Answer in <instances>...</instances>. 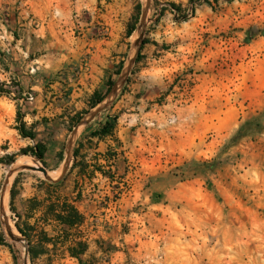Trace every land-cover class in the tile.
I'll list each match as a JSON object with an SVG mask.
<instances>
[{
	"label": "rangeland",
	"instance_id": "374dc122",
	"mask_svg": "<svg viewBox=\"0 0 264 264\" xmlns=\"http://www.w3.org/2000/svg\"><path fill=\"white\" fill-rule=\"evenodd\" d=\"M7 1L0 43L27 21L35 56L60 60L41 59L30 87L3 76L0 50V80L10 79L0 95V264H30L15 223L43 194L39 180L63 175V194L81 191L83 261L264 264V0H11L15 21ZM28 1L32 12L16 10ZM30 108L45 164L21 153L33 140L15 129L16 111L25 122ZM107 119L111 132L92 136ZM24 155L47 176L23 169ZM16 178L21 219L9 206Z\"/></svg>",
	"mask_w": 264,
	"mask_h": 264
},
{
	"label": "trees",
	"instance_id": "16d2710c",
	"mask_svg": "<svg viewBox=\"0 0 264 264\" xmlns=\"http://www.w3.org/2000/svg\"><path fill=\"white\" fill-rule=\"evenodd\" d=\"M138 50H141V47ZM9 93L7 88L0 86V95ZM101 100V97H99L92 104L95 105ZM113 126L114 123L107 119L91 135L106 136L111 132ZM15 129L23 138L31 140L36 138L32 126L25 124L23 114L19 110L16 111ZM45 151V145L39 141L21 149L22 154H28L42 164H45ZM77 151V149H74L73 154L76 155ZM8 162H12V158ZM63 180L64 175L58 180H49L47 182L39 180L37 188L43 194H35L26 200L27 205L25 207L24 221L21 223L22 226L18 222L15 223L16 230L26 240V250L30 264H37V260L44 255H46L48 260L46 264H49L52 261L51 258L58 254H61V256L68 254L71 257H75L78 259L79 264H93L83 261L81 258L88 247L79 229L85 221L84 214L76 205L81 199V191L78 190L75 196L63 194L60 190ZM16 182L17 178L10 188L9 206L16 214V217L21 219L22 215L16 211L13 205L16 195ZM30 219H33V221L29 222ZM48 226L50 230L47 229ZM2 243L3 238L0 236V244Z\"/></svg>",
	"mask_w": 264,
	"mask_h": 264
},
{
	"label": "crops",
	"instance_id": "0c3cea01",
	"mask_svg": "<svg viewBox=\"0 0 264 264\" xmlns=\"http://www.w3.org/2000/svg\"><path fill=\"white\" fill-rule=\"evenodd\" d=\"M12 3L14 2H12L11 0L7 1V8L12 9L13 21L17 19L20 20L21 17L19 16L18 12V14H15L14 16L13 8L15 7L12 5ZM33 7H35L33 2L28 1V4L27 2H24V5L22 2L20 6L16 7V10L18 8H22L20 13H30L32 12ZM7 15L10 19L11 12L7 13ZM21 25H25V27L21 28ZM17 29L22 30L23 33L14 43L11 41H7V43H0V50L5 49L8 54L5 59L6 68L4 69L5 71L3 73V76H8L11 74L12 76H17V78H21L23 82L25 81V79L28 78L29 82L27 81L26 85L30 84V87L38 86L39 79L36 77L35 74L31 73L36 71V69L40 68V60H43V58H45L46 61L49 60V63L57 65L56 63L60 60V58L57 57L55 58V60H51V58L49 59L48 55L45 53L36 57V51H40V47L38 46L40 41L38 37H36L34 29L30 26L27 21L21 22L20 25L17 26ZM8 39H10V37H8ZM1 45L3 46L1 47ZM38 112V110H33V108H30L29 112L26 111L24 113L25 124L27 126H32L36 136L37 126L35 119L37 117ZM36 141L38 140L35 138V140H33V143Z\"/></svg>",
	"mask_w": 264,
	"mask_h": 264
},
{
	"label": "water",
	"instance_id": "95a60500",
	"mask_svg": "<svg viewBox=\"0 0 264 264\" xmlns=\"http://www.w3.org/2000/svg\"><path fill=\"white\" fill-rule=\"evenodd\" d=\"M23 169H26V170H29V171H34V172H40V173H42L43 175H45V176H47V170H46V168L43 166V165H40V166H38V165H34V166H21Z\"/></svg>",
	"mask_w": 264,
	"mask_h": 264
},
{
	"label": "bare ground",
	"instance_id": "6f19581e",
	"mask_svg": "<svg viewBox=\"0 0 264 264\" xmlns=\"http://www.w3.org/2000/svg\"><path fill=\"white\" fill-rule=\"evenodd\" d=\"M19 164L22 163V164H27V165H31V166H34L37 164L36 161H34L33 159H31L30 157L28 156H21L19 157L18 161H17ZM6 200V198H5ZM3 203V202H2ZM6 203V202H5ZM6 206V205H5ZM6 208V207H5ZM4 208V209H5ZM12 227V226H10ZM12 231V230H11ZM17 233V232H16Z\"/></svg>",
	"mask_w": 264,
	"mask_h": 264
},
{
	"label": "built area",
	"instance_id": "2783aa9c",
	"mask_svg": "<svg viewBox=\"0 0 264 264\" xmlns=\"http://www.w3.org/2000/svg\"><path fill=\"white\" fill-rule=\"evenodd\" d=\"M9 80H7V79L5 81H1L0 80V86H2L3 88H7L8 89L7 85L10 84ZM26 98L31 101L33 99V96H32V94H27Z\"/></svg>",
	"mask_w": 264,
	"mask_h": 264
}]
</instances>
